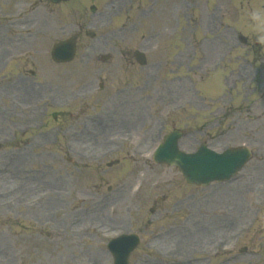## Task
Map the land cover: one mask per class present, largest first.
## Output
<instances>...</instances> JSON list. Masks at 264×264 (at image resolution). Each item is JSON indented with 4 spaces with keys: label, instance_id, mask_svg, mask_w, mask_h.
<instances>
[{
    "label": "rangeland",
    "instance_id": "1",
    "mask_svg": "<svg viewBox=\"0 0 264 264\" xmlns=\"http://www.w3.org/2000/svg\"><path fill=\"white\" fill-rule=\"evenodd\" d=\"M105 1L66 0L49 5L46 0H8L7 3L0 0V45L2 42L0 48H3L0 54V264H111V259H108V256L106 257L104 251L100 249L104 246L102 244L106 237V231L104 230L105 232L102 233V231L90 228L95 225L102 227L101 225L106 223L108 215L116 219L121 216L125 217L127 227H130L137 217L141 218L145 224L144 228L140 227L144 235L158 229L160 225L168 226V224L180 223L191 226L193 224V230H196L206 229V225H196L203 220L210 219L212 222L222 223V225L226 223L229 225L228 221H230L235 224L228 228L216 227L217 230L213 231L208 243L219 241L221 245L217 248H223L225 256L232 254L239 246L259 252L258 256L252 257L242 254L240 260L235 261L234 264H264V203H262V199H264V128L261 124L262 121L256 122L260 129H257V132L252 135L243 129L237 131V127L241 126L243 121L237 123L236 127L235 121L238 115H235L233 117L234 124L225 120L220 127L224 130L221 138H217L219 142L214 136L217 133L213 131L210 134L211 142L218 143L214 146L218 150L226 144L235 146L247 142H250V146L255 148L253 136L257 137L255 140H258L259 143L256 145L260 147V150L235 180L213 183L205 187L206 191H213V193L212 196H208L207 192L206 199L201 201V199L198 200L197 194L201 191V187L185 185L178 171L169 167H156L153 171L145 170L146 172L144 171L141 177L140 190L136 192L138 176L132 172L136 154L128 155L131 153L128 148H124L121 152L104 154L102 153L103 149H93L92 143L89 142L83 148L72 144V149H66V151L63 147V136L67 131H73L72 140L78 139V144H82L83 142H80L82 139L77 137L79 136L77 131L84 129L86 121L75 120L63 115L50 116L54 108H47V102L46 105L42 104L43 99L37 102L42 105L33 113L16 112V107L11 101L14 100L15 94L21 96L22 91L20 87L16 88L14 83L27 84L29 89L36 94L38 92L40 94L43 89L53 87L55 92L61 96L60 102H66L68 97L65 93H74L76 89L84 87V83L89 82L88 80H92L88 84L92 89H95L99 82H104L105 87L101 93L109 95L122 87L123 83L126 84L125 82H128L127 86L136 87L137 84L147 79L136 71L129 74L121 72L118 64L113 68L116 71L114 73H81L80 79L78 73L74 72L77 66L83 64L79 59L80 55L86 52L91 53V50L83 51L88 46V40L91 44L97 40L95 37L86 36L84 31L81 32L77 21L83 16L89 17V4L94 3L102 9L103 5L101 4ZM50 7L53 9L49 10ZM125 9L126 4L124 3L121 6L122 11H118L119 16L114 19L112 24H109L110 16L107 17L108 19L101 17L100 21L103 25L98 26L99 31L92 24L84 28L107 35L106 29L113 28L106 43L105 41L96 42L100 51L109 53L115 60L119 55L120 45L121 48L128 50V46L136 44V37L133 36L127 39L132 40L129 45L122 44L123 42L120 40L121 36L117 26L125 22L123 15ZM210 11H212L211 8ZM204 13L199 10L194 11L193 18L198 24L206 17ZM230 13L232 14V11ZM135 14L136 17L131 13L133 16L130 17V20L137 25L141 24L138 19L143 23L148 20V25H150L151 17L139 18L137 13ZM178 15L182 25L184 23L181 17L182 11ZM22 16L30 17L28 23L24 24L23 21H20L16 28L13 25L10 26V19ZM225 20H227L226 17ZM229 20H232V17ZM250 23H252L250 20L243 22L241 32L249 36L256 35L264 46V35L257 31L260 27L255 29ZM171 24H175L173 18H171ZM72 32H79L78 56L69 64H54L49 55L52 43ZM241 32L239 31L240 34H242ZM194 34L198 38L201 37L199 30ZM10 35L22 36L28 42L15 43ZM205 48L207 49L204 52H201L202 49H196L193 65L208 64V61L210 64V60L217 59L216 49ZM91 49L94 51L98 47L93 45ZM152 54L156 55L160 52ZM201 59L205 60L201 61ZM32 69L33 74L31 75L28 71ZM225 71L228 73L229 70ZM158 72L156 78L150 79L154 83H151L148 90L143 93H151L154 98L157 96L156 91L159 90L157 93L161 100L173 99L176 104H183L187 99L183 94L182 85L174 83L172 86H168L169 89L161 88L159 81L163 76L169 74L166 73V70ZM193 72L195 78L202 74L201 71L196 73L194 70ZM220 82L221 80L218 78L206 86L212 93L218 94L222 90ZM206 86L200 85L198 82L193 88L195 92L201 90L206 94ZM236 87L239 88V95L237 92L235 95L234 91L232 92L234 96H237L234 97L233 102L238 103V100L244 102L241 97L245 95V90L239 85ZM152 88L153 90H151ZM119 95L118 93L111 95V103H119ZM98 96V93L89 90L90 100H96ZM126 98L127 104H130L128 106L135 110L136 115L132 117L136 120L138 110H142V107L145 108L143 105L147 98L142 97L136 89L129 92ZM18 99H21L23 104L28 102L27 98ZM123 102L124 106L126 103L124 100ZM57 103L58 101H55L56 105ZM251 105L256 109L255 103ZM44 108H46V114L42 115ZM206 115L207 113L203 114L201 110L187 108L183 115L178 112L173 113L169 121H173L178 126L183 125L185 119L194 122V125H199L200 120ZM130 116L128 115V117ZM257 117L264 119V110L256 115ZM153 122L151 121V123ZM256 123H247L246 127L251 124L256 126ZM137 124L141 125V122ZM141 127L144 132L152 131L151 128L154 129V126L147 120ZM138 128L140 129V127ZM192 132L194 140H202L199 133ZM118 139L120 140V138ZM118 139H114L113 145L118 143ZM158 140L157 135L154 136V144ZM115 157L120 159L119 163L108 167L106 162ZM146 157H148L147 152L144 153V158ZM16 170L20 172V175L25 172L27 174L19 176L21 180H17L14 177ZM35 171L46 172V179L53 183L33 180L32 176ZM33 182L35 184L32 186ZM122 182L131 186L130 190L116 203H113L112 207H105L102 211H98V214L90 213L92 209H88L86 214L82 212L83 206H86L88 201H99L98 196L105 193L109 185L114 186ZM20 184L24 186H20ZM184 193L193 196L192 199L195 200L192 202L191 210L189 207L181 210L171 208V206L179 204L178 198L185 195ZM158 197H162L161 204L155 205L154 202ZM101 198L105 203L109 200L104 199V196ZM152 204L155 210L159 208L154 214L149 212ZM81 205L83 206L81 207ZM180 206L181 204L177 208ZM128 208L131 210L129 216L125 215L128 214ZM202 214H206L204 216L207 218H203ZM78 216L81 219V224L68 226L70 222L79 221ZM252 217H256L255 224L248 228L247 225L252 221ZM245 226H247L246 231L239 238V231ZM32 227L36 228L32 230ZM77 229L78 231L82 229L84 232L73 234V232L77 233ZM116 229L117 227L114 228L113 233L117 231ZM207 230L210 229L207 228ZM28 232L34 233L35 236L31 238ZM201 232L204 231L200 230ZM184 235L185 233L168 237L165 240L154 241L156 245L142 243L143 245H139L131 257L130 264H152L156 254L171 259L174 253L183 254L181 258L189 257L191 253L195 255L206 253L205 250H200L202 249L201 245H196L194 248L183 245L185 238L183 239L181 236ZM179 241L183 244L176 245ZM235 242L237 243L235 244ZM251 243L253 245H250ZM162 244L166 245V248H159ZM213 251L210 253L209 250L208 253L213 255ZM136 256L144 257L148 261L146 263L140 261L136 259ZM101 258H103L102 261Z\"/></svg>",
    "mask_w": 264,
    "mask_h": 264
},
{
    "label": "water",
    "instance_id": "2",
    "mask_svg": "<svg viewBox=\"0 0 264 264\" xmlns=\"http://www.w3.org/2000/svg\"><path fill=\"white\" fill-rule=\"evenodd\" d=\"M62 49L66 50V55H64V60L70 56V45H68V51L67 48L62 46ZM62 58H58L60 60H63ZM172 142L169 141L166 146H168L169 150H172ZM203 150L197 157H184L185 159H177L175 160V163H177L180 168L182 169L183 173L186 175V179L193 182H202L206 183L207 181L219 178L220 175L226 173H232L234 169H236L240 163L241 158L237 155L236 152H233L232 154L225 155L223 157H218L216 155H213L210 152H204ZM216 156V157H210V155ZM158 160H164L167 162H170L171 160L168 158H157ZM221 159H225V161L221 162ZM184 162L188 163V166L184 164ZM206 170V171H205Z\"/></svg>",
    "mask_w": 264,
    "mask_h": 264
},
{
    "label": "bare ground",
    "instance_id": "3",
    "mask_svg": "<svg viewBox=\"0 0 264 264\" xmlns=\"http://www.w3.org/2000/svg\"><path fill=\"white\" fill-rule=\"evenodd\" d=\"M81 224V223H80Z\"/></svg>",
    "mask_w": 264,
    "mask_h": 264
}]
</instances>
